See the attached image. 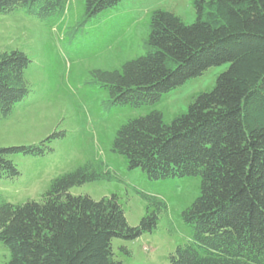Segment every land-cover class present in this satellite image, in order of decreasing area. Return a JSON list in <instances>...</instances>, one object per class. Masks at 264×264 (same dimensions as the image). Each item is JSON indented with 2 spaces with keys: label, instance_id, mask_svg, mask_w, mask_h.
Segmentation results:
<instances>
[{
  "label": "trees",
  "instance_id": "16d2710c",
  "mask_svg": "<svg viewBox=\"0 0 264 264\" xmlns=\"http://www.w3.org/2000/svg\"><path fill=\"white\" fill-rule=\"evenodd\" d=\"M121 1L85 0V14L96 16ZM64 4L0 0V14L43 20ZM192 7L191 23L171 10H152L143 52L120 68L93 70L86 83L106 92V107H143L209 67L227 65L169 122L151 109L121 124L111 150L148 179L199 178L198 196L181 212L191 238L169 254L170 264H264V0H192ZM30 62L21 50L0 51L1 117L30 94L24 75ZM51 137L0 147V180L21 176L12 155L43 157ZM98 179L111 177L86 161L53 178L38 201L12 203L0 190L5 264H121L112 239L152 231L166 205L140 193L146 214L129 225L114 194L96 200L69 192Z\"/></svg>",
  "mask_w": 264,
  "mask_h": 264
},
{
  "label": "rangeland",
  "instance_id": "374dc122",
  "mask_svg": "<svg viewBox=\"0 0 264 264\" xmlns=\"http://www.w3.org/2000/svg\"><path fill=\"white\" fill-rule=\"evenodd\" d=\"M84 2L65 0L62 12L43 20L18 11L0 14V51L18 49L31 61L24 74L30 94L7 117L0 116V147L34 144L52 135L45 156L12 155L21 176L0 180V190L12 203L38 201L53 178L92 161L111 179L73 186L71 194L96 200L114 194L129 225L138 224L146 214L147 202L140 193L155 195L166 205L158 211L152 231L131 240L112 239L114 258L121 264H170L169 254L191 238L181 212L198 196L200 180L148 179L141 168L128 169L111 143L121 124L151 109L161 110L165 122L184 112L227 65L209 67L165 93L158 103L106 107V92L86 83L91 72L120 68L125 60L141 54L146 21L154 9L171 10L191 23L192 0H123L96 16L85 14ZM8 259L9 252L0 243V264Z\"/></svg>",
  "mask_w": 264,
  "mask_h": 264
}]
</instances>
